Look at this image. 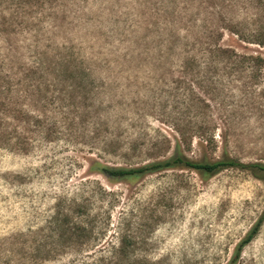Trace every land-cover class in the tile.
<instances>
[{"label":"rangeland","instance_id":"374dc122","mask_svg":"<svg viewBox=\"0 0 264 264\" xmlns=\"http://www.w3.org/2000/svg\"><path fill=\"white\" fill-rule=\"evenodd\" d=\"M222 5L224 0H0V82L15 83L27 70L34 80L39 76L51 102L46 114L56 126L48 140L29 134L36 138L27 153L0 146V264L38 247L43 256L53 252L40 264L92 258L94 246L81 250L77 234L70 249L59 247L68 244V235H48L55 212L75 204L92 221V237L109 216L104 239L143 235L148 258L170 264L235 259L238 243L264 215V171L230 167L204 175L173 168L123 179L97 171L98 162L137 167L166 159L180 141L177 130L213 126L215 147L194 136L184 154L264 164V67L202 63L201 43L213 24L226 22ZM233 16L244 22L239 10ZM185 27L189 53L198 59L192 66L182 63ZM221 43L264 56V46L241 42L227 30ZM37 52H47L48 62L70 60L69 66L36 68ZM85 68L90 74L82 77ZM72 215L81 220V208ZM234 264H264V218Z\"/></svg>","mask_w":264,"mask_h":264},{"label":"trees","instance_id":"16d2710c","mask_svg":"<svg viewBox=\"0 0 264 264\" xmlns=\"http://www.w3.org/2000/svg\"><path fill=\"white\" fill-rule=\"evenodd\" d=\"M225 5L221 7L225 14V24H213L212 30L209 32L208 38L201 43L203 46L204 58L202 63L207 66H221L229 70L255 69L264 67V56L262 54L240 52L237 48L224 45L221 40L224 31L233 34L237 40L248 44H258L264 46V0H224ZM219 6L216 5L217 11ZM237 10L245 14L244 22H235L234 14ZM250 10L256 12L250 13ZM254 17L250 19V17ZM185 27V34L181 39V52L186 55L182 63L186 66H192L198 59L189 53V33ZM34 65L36 68L50 69V65L69 66V61L65 58L47 61V52H37L35 55ZM183 65V66H184ZM57 67H54L56 69ZM26 69V68H25ZM68 69V67H67ZM24 72V70H23ZM25 77L19 79L15 83L2 84L0 82V146L16 150L17 152L27 153L35 144V138L28 136L29 134L40 135V139L48 140L51 137V131L56 126L50 122V113L48 109L51 105L50 100L46 96L47 85L38 76L33 79L29 70ZM37 74V73H35ZM90 70L85 68L81 71L82 77L88 76ZM73 79L79 77V74H71ZM4 76L0 75V79ZM64 107V105H61ZM186 123L191 124L190 121ZM217 127H209L208 130H196V132H187V130H177L180 141L176 143L172 154L163 160H157L137 167H115L107 164L97 163V171L110 179H123L139 177L145 174L158 172L164 169H191L204 175H212L218 173L222 169L234 167L249 170L252 174L257 175L258 171H264V164L259 162H242L228 155L223 156L215 161L194 160L184 154L182 147L188 149L193 141L194 136L199 140L200 144L207 147H215L217 138L212 129ZM197 133L196 135H194ZM219 137L226 139L225 132L218 134ZM39 139V140H40ZM81 208V220L73 218L74 213H78ZM107 216L104 221L99 224L96 236L92 237L94 225L86 216L83 205H70L66 211L57 210L52 216L48 225V235L59 240L64 235H68V240L63 242L68 244H60V248H72L75 242L73 237H80L81 250L93 247L94 256L85 259L81 264H170L167 258H148L146 251L149 249L148 242L143 235H132L126 232L118 233L116 240L104 239L105 232L111 223ZM264 215L251 228L247 235L238 243L235 251V259L240 254L241 249L247 245L258 232ZM116 234V233H114ZM116 235H113L115 238ZM103 238V239H102ZM139 238V239H138ZM57 240V241H58ZM93 240L99 241L92 244ZM54 244H59L58 242ZM70 241V242H69ZM61 243V242H60ZM35 249V248H34ZM28 254H10L6 264H40L42 259H51L53 257L52 250H48L43 256L38 247ZM37 251V252H36ZM233 259L229 264H234ZM12 260V261H11ZM184 264V263H183Z\"/></svg>","mask_w":264,"mask_h":264}]
</instances>
